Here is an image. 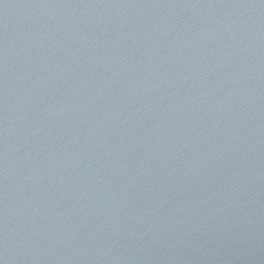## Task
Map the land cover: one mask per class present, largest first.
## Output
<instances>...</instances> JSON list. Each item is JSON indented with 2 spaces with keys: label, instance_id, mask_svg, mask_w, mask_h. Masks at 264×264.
I'll return each instance as SVG.
<instances>
[{
  "label": "water",
  "instance_id": "95a60500",
  "mask_svg": "<svg viewBox=\"0 0 264 264\" xmlns=\"http://www.w3.org/2000/svg\"><path fill=\"white\" fill-rule=\"evenodd\" d=\"M0 264H264V0H0Z\"/></svg>",
  "mask_w": 264,
  "mask_h": 264
}]
</instances>
